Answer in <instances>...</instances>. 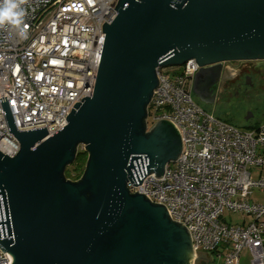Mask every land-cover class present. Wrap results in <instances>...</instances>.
I'll list each match as a JSON object with an SVG mask.
<instances>
[{
    "label": "water",
    "instance_id": "obj_1",
    "mask_svg": "<svg viewBox=\"0 0 264 264\" xmlns=\"http://www.w3.org/2000/svg\"><path fill=\"white\" fill-rule=\"evenodd\" d=\"M104 32L93 89L75 101L67 123L15 128L19 150L0 152V249L8 264H192L189 231L168 209L125 182L140 184L181 150L177 127L158 119L146 130V105L159 85L155 67L194 59L191 91L229 60H264V0H116ZM205 64H213L204 66ZM214 69V70H212ZM48 135V136H47ZM84 145L79 180L63 175Z\"/></svg>",
    "mask_w": 264,
    "mask_h": 264
},
{
    "label": "built area",
    "instance_id": "obj_2",
    "mask_svg": "<svg viewBox=\"0 0 264 264\" xmlns=\"http://www.w3.org/2000/svg\"><path fill=\"white\" fill-rule=\"evenodd\" d=\"M115 2L25 0L22 23L0 25V100L6 99L17 130L45 127L50 135L67 123L73 103L93 89L100 25L115 17ZM198 67L194 59L155 67L159 85L146 105V130L168 119L179 131L181 150L161 177L150 172L137 185L127 179L126 188L162 203L184 224L192 264L200 253L239 264L245 251L249 264H264V123L243 129L201 109L191 96ZM18 150L0 103V152L13 157ZM9 261L0 249V264Z\"/></svg>",
    "mask_w": 264,
    "mask_h": 264
},
{
    "label": "rangeland",
    "instance_id": "obj_3",
    "mask_svg": "<svg viewBox=\"0 0 264 264\" xmlns=\"http://www.w3.org/2000/svg\"><path fill=\"white\" fill-rule=\"evenodd\" d=\"M249 64L253 70L258 69L259 73L242 76L214 102H202L192 93L193 101L208 114L239 128L250 129L251 125L264 123V61L253 60ZM247 77L249 83L246 81ZM258 193L259 191H255V197L259 196ZM232 217L233 220H239L241 216L234 214ZM207 255L203 257L199 254L194 264H222L221 258L209 253ZM248 262L249 255L245 251L240 257L239 264H249Z\"/></svg>",
    "mask_w": 264,
    "mask_h": 264
},
{
    "label": "flooded vegetation",
    "instance_id": "obj_4",
    "mask_svg": "<svg viewBox=\"0 0 264 264\" xmlns=\"http://www.w3.org/2000/svg\"><path fill=\"white\" fill-rule=\"evenodd\" d=\"M250 61L253 60H229L222 61L219 65L220 75L217 81H213L212 78L213 71L208 70L206 74L207 77H204L197 86V91L199 92L201 98L205 100H212L214 102L220 95L227 92V88L235 84L242 76H245L249 73H259L258 69L253 70L251 68ZM264 61V60H259ZM213 64H205L204 66L208 67ZM201 66L199 65L198 70ZM214 70V69H212ZM247 83H249V78H246Z\"/></svg>",
    "mask_w": 264,
    "mask_h": 264
},
{
    "label": "clouds",
    "instance_id": "obj_5",
    "mask_svg": "<svg viewBox=\"0 0 264 264\" xmlns=\"http://www.w3.org/2000/svg\"><path fill=\"white\" fill-rule=\"evenodd\" d=\"M24 3L25 0H0V25L9 22L19 26L24 16V9L21 7Z\"/></svg>",
    "mask_w": 264,
    "mask_h": 264
},
{
    "label": "trees",
    "instance_id": "obj_6",
    "mask_svg": "<svg viewBox=\"0 0 264 264\" xmlns=\"http://www.w3.org/2000/svg\"><path fill=\"white\" fill-rule=\"evenodd\" d=\"M259 124L251 125L250 127H256ZM87 154L85 151H79L76 153V156L73 160V162L67 166H65L63 170V175L66 179H69L71 181H77L81 177L85 162H86ZM70 166V167H69Z\"/></svg>",
    "mask_w": 264,
    "mask_h": 264
},
{
    "label": "crops",
    "instance_id": "obj_7",
    "mask_svg": "<svg viewBox=\"0 0 264 264\" xmlns=\"http://www.w3.org/2000/svg\"><path fill=\"white\" fill-rule=\"evenodd\" d=\"M151 126H152V125H151ZM151 126H150V127H151ZM150 127H149V128H150ZM200 255L203 256V257H207V256H208V255L205 254V253H200Z\"/></svg>",
    "mask_w": 264,
    "mask_h": 264
}]
</instances>
